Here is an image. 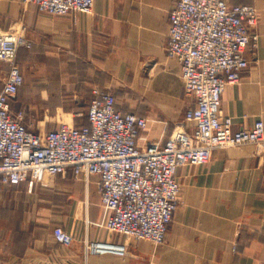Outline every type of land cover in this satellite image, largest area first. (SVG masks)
Listing matches in <instances>:
<instances>
[{"label": "crops", "instance_id": "0c3cea01", "mask_svg": "<svg viewBox=\"0 0 264 264\" xmlns=\"http://www.w3.org/2000/svg\"><path fill=\"white\" fill-rule=\"evenodd\" d=\"M177 2L95 0L90 15L52 16L22 0H0V30L25 36L32 45L30 60L41 58L35 62L49 66L42 76L49 82L43 98L67 106L57 114L80 116L73 106H89L92 90L100 88L115 96L118 110L149 120L139 139L146 147L167 140L175 126L191 130L185 113L195 101L185 94L180 63L167 53L169 17ZM226 2L259 13L252 29L258 46L246 52L249 67L222 95L223 115L236 129H248L264 122V0ZM8 74L9 65L0 73V91ZM177 179L180 204L163 245L98 226L104 216L97 180L87 187L74 178L62 188L77 194L74 210L67 202L36 209L27 184H0V264H264V143L216 150L207 164L180 168ZM56 226L73 236L71 247L55 241ZM86 241L126 244L128 253L86 256Z\"/></svg>", "mask_w": 264, "mask_h": 264}, {"label": "built area", "instance_id": "2783aa9c", "mask_svg": "<svg viewBox=\"0 0 264 264\" xmlns=\"http://www.w3.org/2000/svg\"><path fill=\"white\" fill-rule=\"evenodd\" d=\"M41 13L90 15L95 0H22ZM167 53L181 65L185 94L194 99L185 113L188 130L175 126L165 141L139 144L150 122L117 108L115 96L92 90L85 126L61 124L52 131H33L24 111L13 104L25 76L17 63L19 51L29 48L23 35L0 30V61L9 64L0 91V184H27L28 192L46 177L71 176L87 187L96 180L104 220L98 226L135 241L163 245L180 204L182 167L207 164L216 150L264 143V122L236 129L222 112V95L237 84L249 67L246 52L257 48L252 29L258 10L230 5L226 0H178L169 17ZM57 243L71 247L73 236L62 226L53 231ZM86 256L112 254L125 257L126 244L86 241Z\"/></svg>", "mask_w": 264, "mask_h": 264}, {"label": "rangeland", "instance_id": "374dc122", "mask_svg": "<svg viewBox=\"0 0 264 264\" xmlns=\"http://www.w3.org/2000/svg\"><path fill=\"white\" fill-rule=\"evenodd\" d=\"M31 48L32 45L29 48H24L25 54L22 58H17V63L24 72L25 82L17 96V101L14 103L13 109L16 112L21 110L25 112L26 120L28 123L32 124V129L34 131L56 130L64 123L77 127L85 124V115L89 107L88 104L73 106L74 110H80L82 113L80 116L78 115V117H73L72 115H61L56 113L57 111H65L67 106L51 104L43 98V96L49 92V88L45 86V84L49 82L44 81L42 76L47 72L49 66L35 62L42 60L41 58L35 59V61L32 59L30 60V55L26 53L30 51ZM27 58H29V60ZM8 65L9 64L6 62L0 61L1 74L6 72ZM67 109L69 110L71 108ZM72 180H74V178L71 176L67 178H62L61 176L46 177L43 182L34 187L32 193H29L27 189L26 194H29V198L31 197L34 199L36 209L41 206L43 207V204L49 202H67L68 207L74 210L79 207L77 194L73 192L67 195L64 192L65 190H62V188L66 189L68 182H72Z\"/></svg>", "mask_w": 264, "mask_h": 264}]
</instances>
